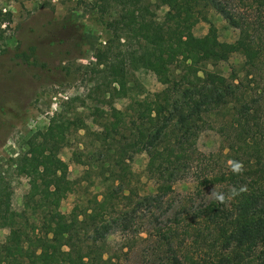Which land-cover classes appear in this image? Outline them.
<instances>
[{
    "label": "trees",
    "instance_id": "obj_1",
    "mask_svg": "<svg viewBox=\"0 0 264 264\" xmlns=\"http://www.w3.org/2000/svg\"><path fill=\"white\" fill-rule=\"evenodd\" d=\"M234 2L237 12L225 0H93L101 15L108 14L104 27L119 46L112 55L108 48L97 51L96 72L116 85L112 92L117 98L128 97L130 71L151 72L162 89L132 97L121 110L109 107L99 131H90L81 119L56 116L43 132L30 136L27 150L9 165L27 179L21 212L11 210L8 182L0 173V229L8 231L0 243V264H117L106 249L116 226L109 214L132 198L129 163L138 153L146 155L144 172L154 184V195L145 199L168 196L187 175L195 183L194 196L221 186L228 197L190 211L180 208L174 223L157 231L165 245L183 234L191 236L189 244L197 254L207 251L197 258L170 248L166 264H264V149L257 139L264 104V0ZM152 7L166 9L160 21ZM209 9L237 30L235 41L218 40L207 18ZM199 21L208 27L196 37L192 29ZM233 54L247 68L263 67L254 100L246 99L234 79L206 68L227 62ZM174 68L180 70L177 79ZM212 118H220L217 130L225 146L205 155L195 142L211 127ZM79 130L96 144L97 177L107 173L102 179L106 192L64 214L59 205L72 192L73 182L58 151ZM215 155L221 161H212ZM229 161L242 162V174H233ZM219 163L225 172L213 171ZM240 187L246 191L232 198L231 190ZM183 242H178L180 248Z\"/></svg>",
    "mask_w": 264,
    "mask_h": 264
},
{
    "label": "rangeland",
    "instance_id": "obj_2",
    "mask_svg": "<svg viewBox=\"0 0 264 264\" xmlns=\"http://www.w3.org/2000/svg\"><path fill=\"white\" fill-rule=\"evenodd\" d=\"M225 1L237 12L234 0ZM3 8L5 13L1 11ZM165 11L164 7L155 9L156 20L160 21ZM108 17L98 12L93 0H0V173L8 182L10 208L17 213L22 210L28 185L25 177L15 174L14 165H9L27 150L33 133L43 132L48 121L56 116L68 121L81 119L90 131H99L109 107L121 110L132 97L142 98L146 93L162 89L151 72L130 71L126 76V86L130 89L128 97L117 98L112 92L116 85H110L108 78L96 72L97 51L108 48L109 55L119 51L116 41L104 27ZM207 18L215 26L219 41H235L237 30L218 14L209 9ZM207 27L199 21L192 33L201 37ZM108 39L112 41L109 45L106 44ZM243 62L240 55L233 54L227 62L206 68L234 79L246 99L254 100L260 92L259 76L263 67L254 71ZM173 71L177 79L180 70L174 68ZM246 74L249 75L246 77ZM261 105L263 112L257 139L264 149V104ZM219 121L220 118H212L211 127L198 135L195 146L199 152L217 153L225 146L217 130ZM68 143L58 151V157L67 165L68 178L73 182L72 192L59 205V211L64 214L74 206L85 205L84 201L93 197L100 199L106 192L102 179H107L105 172L97 177L100 162L90 135L83 136V131L79 130L69 137ZM78 151L83 152L78 154ZM216 159L221 161L216 155L212 161ZM145 164L144 153L133 156L129 163L133 173L132 198L109 214L110 220L116 221L106 239L112 261L117 259V264H166L170 248L197 258L205 257V248L197 254L189 244L191 236L181 234L168 246L160 241L157 231L172 225L180 208L190 211L215 200L211 191L222 192L223 187L201 189L200 196L196 197L193 178L187 175L174 184L171 194L151 201L145 198L154 195V184L145 175ZM216 170L226 171L221 163L213 167V171ZM26 216L36 222L35 216L28 213ZM7 232V229H0V243ZM179 241H184L182 248L178 246Z\"/></svg>",
    "mask_w": 264,
    "mask_h": 264
},
{
    "label": "clouds",
    "instance_id": "obj_3",
    "mask_svg": "<svg viewBox=\"0 0 264 264\" xmlns=\"http://www.w3.org/2000/svg\"><path fill=\"white\" fill-rule=\"evenodd\" d=\"M229 167L233 174L239 175L242 174L244 170V165L242 162L239 161H229ZM246 188L240 187V188H233L230 192V196L232 198L239 196L241 193L245 192ZM218 202L224 203L228 197L223 192H218L215 189H213L210 193Z\"/></svg>",
    "mask_w": 264,
    "mask_h": 264
},
{
    "label": "built area",
    "instance_id": "obj_4",
    "mask_svg": "<svg viewBox=\"0 0 264 264\" xmlns=\"http://www.w3.org/2000/svg\"><path fill=\"white\" fill-rule=\"evenodd\" d=\"M1 11H2V13H5L6 12L4 8Z\"/></svg>",
    "mask_w": 264,
    "mask_h": 264
}]
</instances>
